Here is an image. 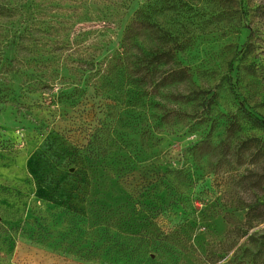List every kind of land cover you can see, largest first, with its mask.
I'll return each instance as SVG.
<instances>
[{"label": "rangeland", "instance_id": "obj_1", "mask_svg": "<svg viewBox=\"0 0 264 264\" xmlns=\"http://www.w3.org/2000/svg\"><path fill=\"white\" fill-rule=\"evenodd\" d=\"M159 1L0 0V264H264V0H165L154 95L116 57Z\"/></svg>", "mask_w": 264, "mask_h": 264}, {"label": "trees", "instance_id": "obj_2", "mask_svg": "<svg viewBox=\"0 0 264 264\" xmlns=\"http://www.w3.org/2000/svg\"><path fill=\"white\" fill-rule=\"evenodd\" d=\"M165 11V0H160L158 8L154 10H151L148 3L136 9L125 27L116 57L122 63V71L132 77V83L128 84L134 85L138 90L147 89L154 95L172 85L187 83L192 78L188 68L179 60V56L190 46L188 38L173 24L167 25L164 22ZM124 63L127 64L123 66ZM123 85L126 86L127 83L124 81ZM42 88H48V85L43 84ZM213 99L214 96L208 99L204 97L207 105H210ZM245 114L257 128H264V123L257 117L247 111ZM99 133L100 128L96 129L92 137L96 138ZM259 142L257 138H249L245 141L244 148L250 149L256 143L255 147L261 152ZM9 148L12 147L0 138V149ZM89 252L78 250L76 255L81 259L90 260Z\"/></svg>", "mask_w": 264, "mask_h": 264}]
</instances>
